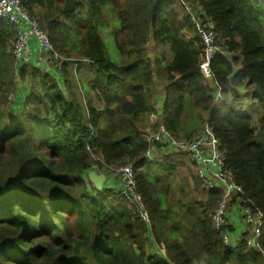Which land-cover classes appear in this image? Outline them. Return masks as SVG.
Listing matches in <instances>:
<instances>
[{"label":"trees","instance_id":"16d2710c","mask_svg":"<svg viewBox=\"0 0 264 264\" xmlns=\"http://www.w3.org/2000/svg\"><path fill=\"white\" fill-rule=\"evenodd\" d=\"M20 1L65 60L53 64L57 81L38 60L15 76L17 34L0 20V264H264L246 235L229 246L214 227L221 189L187 203L164 202L182 164L174 157L183 153L162 148L163 162L145 157L146 138L160 125L181 139L209 125L226 152V170L264 212L263 9L252 0H190L221 32L224 53L212 63L223 95L216 102L217 90L199 68L202 42L178 0ZM108 6L119 21L115 42L123 64L106 57L100 34ZM151 40L163 49L154 59L147 55ZM163 72L159 92L154 81ZM7 75L39 86L24 91L26 98L17 89L16 98L5 91ZM244 97L254 99L257 120L239 112ZM188 106L206 119L191 133L183 122ZM152 115L159 120L148 130ZM95 157L107 167L133 165L152 236L133 205L112 193L110 178L103 191L90 182ZM106 166L97 171L106 173Z\"/></svg>","mask_w":264,"mask_h":264},{"label":"built area","instance_id":"2783aa9c","mask_svg":"<svg viewBox=\"0 0 264 264\" xmlns=\"http://www.w3.org/2000/svg\"><path fill=\"white\" fill-rule=\"evenodd\" d=\"M178 3L194 27L197 38L202 42L199 64L201 74L217 90L216 102L221 101L223 99L222 89L212 69L213 61L224 53L220 43L221 32L217 30L214 20L209 17L203 7L191 5L190 0H178ZM257 3L259 6H264V0H258ZM0 20L12 24L17 34L13 50L17 62L15 76L19 77V68L22 65L31 63L33 61L30 60L34 59L42 62L57 78L61 77L53 64L64 61V57L57 52L49 35L40 28L38 22L22 6L20 0H0ZM83 63L92 62L83 60ZM8 99L13 101L14 95L10 94ZM146 139L148 150L145 157L147 160L155 162L156 152L162 148L181 152L190 160L205 192L221 189L223 197L213 213L212 220L214 227L221 232L226 245L231 246L233 237L236 236V243L238 240L241 241L242 235H246V246L264 255L262 245L264 212L245 197L243 188L226 170V152L222 151V143L209 125H206L193 139L178 138L165 125H160ZM92 165L93 169L98 170L100 165L106 166V163L101 157H95ZM105 172L114 185L112 193L131 203L139 221L152 230V217L143 195L139 192L133 165L127 163L120 167H107ZM242 202L245 206L241 204ZM231 227L234 228L232 232ZM163 255L165 257L167 255L165 248Z\"/></svg>","mask_w":264,"mask_h":264},{"label":"rangeland","instance_id":"374dc122","mask_svg":"<svg viewBox=\"0 0 264 264\" xmlns=\"http://www.w3.org/2000/svg\"><path fill=\"white\" fill-rule=\"evenodd\" d=\"M105 18H106V21H108V25L100 30V34H101L103 41L105 43V46H106V57H108L110 60H112L113 62H115L117 64H123L124 59H123L122 55L119 53V51L117 50L116 42H115V28L119 26V21L117 20L115 14L112 12L111 6H108L105 9ZM156 50H158L160 53L163 52V49L156 48L155 44H153V42L151 40L149 43V46L147 48V55L149 57H151L152 59H154L156 56ZM171 52L172 51H170V48H166V50L164 51V53L167 56V61L171 60ZM29 72L31 73V71H29ZM32 73H33V71H32ZM20 78H18L16 80V78L14 76L11 77V75L3 76L4 82H5L4 86H6V88L5 87L4 88H5L6 92H8V89H9V93L13 92L16 95V98H17V89H18L21 92V95H23V98H26V96H24V91L25 92L27 91V94H28L29 89H32L33 87H38L39 84L38 83L33 84L31 87L30 82L25 81L22 83L21 82L22 80ZM28 78L30 81H34L31 77V74L28 75ZM52 80L57 81V78L54 77ZM154 82H155L154 83L155 89L158 90L159 92H161V90L164 89L165 84H166L164 72H163V74L162 73H156ZM40 91H42L41 87H40ZM242 93L245 96L246 90H243ZM244 99L246 100V97H244ZM245 100L241 101V105H238L239 106V112L241 114L249 112L248 114L251 115L253 117V119L257 120L256 117L258 115L257 113H258L259 108L254 104V102L251 101L254 99L252 97L248 98L249 102L246 105H243L242 103H245ZM250 102H252V103L250 104ZM7 103L12 104L13 102H9L7 100ZM4 108H6V111L8 110L7 106H4ZM157 110L161 111V107L159 106V108H157ZM151 117L147 121V129L148 130L149 129L151 130V127L154 128L155 127V121L159 120V118H157V115L156 116L152 115ZM204 117H206V116H204ZM183 122H184V127H186L187 130L190 131L189 133H191V131L195 132L196 130H200V128L206 123V119L201 117V113L194 112L191 109V107L188 106L187 112L183 118ZM183 135H186V132H184ZM185 138H187V137L185 136ZM161 150L162 149L158 150V159L163 155ZM172 152L176 153L174 150ZM175 157H174V159H175L174 161L181 162L182 164L177 169L173 178L171 179V183H173L171 195L168 198L164 197L165 198L164 202L168 203L172 199H174L175 204H177L180 201L187 203L191 198L200 199V197H198V195H200L201 197L204 194L206 195L207 192H205L202 189V187L199 186V183H200L199 179H198L197 175L195 174V172L193 171L192 165H191L188 157L185 154L184 155L180 154V156L176 155ZM160 161L163 162V159H160ZM151 235H152V233H151ZM156 244L157 243H155V246L157 249H159V248L162 249V251L160 249L159 250L163 255V250L165 247L163 245H160V246L158 245V247H159L158 248Z\"/></svg>","mask_w":264,"mask_h":264},{"label":"water","instance_id":"95a60500","mask_svg":"<svg viewBox=\"0 0 264 264\" xmlns=\"http://www.w3.org/2000/svg\"><path fill=\"white\" fill-rule=\"evenodd\" d=\"M88 178L97 190L99 191L104 190L107 181L106 175L99 174L96 171H90L88 174Z\"/></svg>","mask_w":264,"mask_h":264},{"label":"clouds","instance_id":"9594fccd","mask_svg":"<svg viewBox=\"0 0 264 264\" xmlns=\"http://www.w3.org/2000/svg\"><path fill=\"white\" fill-rule=\"evenodd\" d=\"M257 2H258V0H257ZM257 5H258V3H257ZM258 7L260 8V9H264V6H259L258 5ZM186 16V15H185ZM81 64H83V65H90V64H85V63H83V61H82V63ZM56 76V75H55ZM57 78V77H56ZM61 78V77H60ZM60 78H57V79H60ZM209 83V82H208ZM211 86H212V84L211 83H209ZM213 87V86H212ZM214 88V87H213ZM158 156V155H157ZM157 159H158V157H157ZM92 171H96L97 173H99L96 169H93ZM99 174H104V175H106V177H107V181H106V184H107V182H108V180H109V177H108V175L106 174V173H99ZM105 184V185H106ZM201 185V184H200ZM149 233H150V235H151V233L153 234V228H152V230H150L149 229ZM152 236V235H151ZM152 240H153V238H152ZM160 250H161V248H160ZM164 256V255H163ZM167 256V255H166Z\"/></svg>","mask_w":264,"mask_h":264},{"label":"crops","instance_id":"0c3cea01","mask_svg":"<svg viewBox=\"0 0 264 264\" xmlns=\"http://www.w3.org/2000/svg\"><path fill=\"white\" fill-rule=\"evenodd\" d=\"M253 1V3L258 7V5H257V0H252ZM263 17H264V9H263ZM34 48H35V45L33 44L32 45ZM30 61H37V60H34V59H31ZM55 75V74H54ZM56 77V76H55ZM245 100V99H244ZM252 102H253V100H251ZM249 102V100H248V98H246V100H245V103H242L243 105H246L247 103ZM252 102H250V104L252 103ZM239 105H241V103H239ZM152 118V117H151ZM161 159V158H160ZM159 159V160H160Z\"/></svg>","mask_w":264,"mask_h":264}]
</instances>
